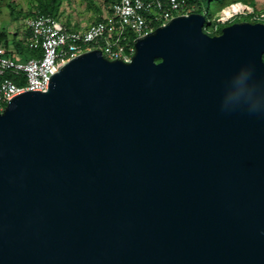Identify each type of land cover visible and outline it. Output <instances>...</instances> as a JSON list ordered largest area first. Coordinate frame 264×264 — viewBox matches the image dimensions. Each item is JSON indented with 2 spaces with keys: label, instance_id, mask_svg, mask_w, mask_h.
Segmentation results:
<instances>
[{
  "label": "water",
  "instance_id": "obj_1",
  "mask_svg": "<svg viewBox=\"0 0 264 264\" xmlns=\"http://www.w3.org/2000/svg\"><path fill=\"white\" fill-rule=\"evenodd\" d=\"M206 25L0 111V264H264V23Z\"/></svg>",
  "mask_w": 264,
  "mask_h": 264
},
{
  "label": "built area",
  "instance_id": "obj_2",
  "mask_svg": "<svg viewBox=\"0 0 264 264\" xmlns=\"http://www.w3.org/2000/svg\"><path fill=\"white\" fill-rule=\"evenodd\" d=\"M228 9L229 12H226ZM198 5L188 0H117L103 8L98 19L85 29H71L57 17L36 14L26 22L28 47L38 55L22 60L12 46L0 43V111L17 96L31 91L45 92L52 78L71 60L94 50L108 60L130 63L135 42L178 16L196 13ZM251 13L241 3L225 8L219 22ZM208 17L205 11L202 13ZM14 73L24 79L20 85L6 77Z\"/></svg>",
  "mask_w": 264,
  "mask_h": 264
},
{
  "label": "rangeland",
  "instance_id": "obj_3",
  "mask_svg": "<svg viewBox=\"0 0 264 264\" xmlns=\"http://www.w3.org/2000/svg\"><path fill=\"white\" fill-rule=\"evenodd\" d=\"M108 0H0V32L9 38V44L15 40L27 38L26 22L33 15L45 10H52L55 16L67 27L72 29H85L93 24ZM228 6L241 3L251 13L238 16L227 22L223 27L220 25L217 2L209 4L205 2L204 11L208 21L214 16V22L208 27V34L215 36L220 27L222 29L234 23L250 22L264 23V0H225ZM206 32V31H205ZM220 35V34H218Z\"/></svg>",
  "mask_w": 264,
  "mask_h": 264
},
{
  "label": "trees",
  "instance_id": "obj_4",
  "mask_svg": "<svg viewBox=\"0 0 264 264\" xmlns=\"http://www.w3.org/2000/svg\"><path fill=\"white\" fill-rule=\"evenodd\" d=\"M117 0H108L107 1V5H110L112 3H114ZM190 3H196L198 5V10L196 11V13H203L204 12V4L205 2H208L209 4H211L212 2H217L219 9L218 11H223L225 8L229 7L225 0H188ZM106 5V6H107ZM102 13V12H101ZM100 13V14H101ZM40 14H48V15H52L54 17L55 14L53 13L52 10H45ZM34 16V15H33ZM214 22V16L211 17L210 22L205 26V31L208 32V27L211 26V24H213ZM226 24V23H225ZM223 23L220 22V25L223 27V25H225ZM222 27H220V29L218 30V32L216 33V35L221 34L222 32ZM215 35V36H216ZM28 36V33H27ZM0 43L5 44L7 47H10L11 44H9V38L3 34L2 32H0ZM12 47L14 48L15 52L18 53L21 57L22 60H28L31 57L37 56L38 53L31 50L27 43H25V40H15L12 42ZM6 77L12 79L13 81H15L16 83L23 85L25 83L24 79L17 77L14 73L10 72L6 75ZM5 77L0 76V82L4 79Z\"/></svg>",
  "mask_w": 264,
  "mask_h": 264
},
{
  "label": "bare ground",
  "instance_id": "obj_5",
  "mask_svg": "<svg viewBox=\"0 0 264 264\" xmlns=\"http://www.w3.org/2000/svg\"><path fill=\"white\" fill-rule=\"evenodd\" d=\"M226 12H229L228 9L226 10Z\"/></svg>",
  "mask_w": 264,
  "mask_h": 264
},
{
  "label": "crops",
  "instance_id": "obj_6",
  "mask_svg": "<svg viewBox=\"0 0 264 264\" xmlns=\"http://www.w3.org/2000/svg\"><path fill=\"white\" fill-rule=\"evenodd\" d=\"M70 28V27H69ZM72 29V28H71Z\"/></svg>",
  "mask_w": 264,
  "mask_h": 264
}]
</instances>
